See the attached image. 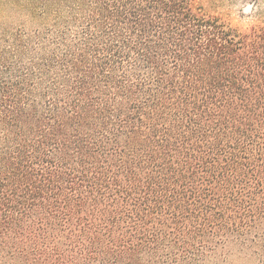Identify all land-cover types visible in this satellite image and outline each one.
Instances as JSON below:
<instances>
[{
	"label": "trees",
	"instance_id": "1",
	"mask_svg": "<svg viewBox=\"0 0 264 264\" xmlns=\"http://www.w3.org/2000/svg\"><path fill=\"white\" fill-rule=\"evenodd\" d=\"M0 0V264H264V6Z\"/></svg>",
	"mask_w": 264,
	"mask_h": 264
},
{
	"label": "rangeland",
	"instance_id": "2",
	"mask_svg": "<svg viewBox=\"0 0 264 264\" xmlns=\"http://www.w3.org/2000/svg\"><path fill=\"white\" fill-rule=\"evenodd\" d=\"M217 13L233 27L250 28L256 24V12L264 0H219Z\"/></svg>",
	"mask_w": 264,
	"mask_h": 264
}]
</instances>
